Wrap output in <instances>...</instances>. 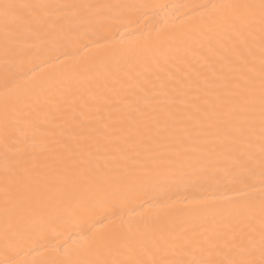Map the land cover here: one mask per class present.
<instances>
[{
  "label": "bare ground",
  "instance_id": "1",
  "mask_svg": "<svg viewBox=\"0 0 264 264\" xmlns=\"http://www.w3.org/2000/svg\"><path fill=\"white\" fill-rule=\"evenodd\" d=\"M226 2L259 0H0V264L130 233L149 262L261 264L259 21L214 24Z\"/></svg>",
  "mask_w": 264,
  "mask_h": 264
},
{
  "label": "snow or ice",
  "instance_id": "2",
  "mask_svg": "<svg viewBox=\"0 0 264 264\" xmlns=\"http://www.w3.org/2000/svg\"><path fill=\"white\" fill-rule=\"evenodd\" d=\"M5 17L8 10L14 5H4ZM129 7H135L130 5ZM212 7L218 9V15L213 19V23L227 27L233 32L247 34V37L255 40V24L259 21L261 40V66L259 79V100H260V129H261V153L259 158L261 194H260V245L261 264H264V0L259 3L250 2H226ZM235 87L243 90L242 95L244 105L251 103L255 93V80L249 77L244 78L243 84H236ZM242 131V130H241ZM255 157L249 155L247 160L241 163L242 175L238 177L241 181L255 175ZM7 211V208H6ZM75 211V210H73ZM249 213L251 210L249 209ZM89 248L95 251L97 258L84 261L82 264H181V262L168 261L165 259H153L150 262L135 258L139 252L145 248L144 234L130 233L126 237L110 235H93L89 238ZM194 264H216L212 260H200ZM228 264H255L254 261H229Z\"/></svg>",
  "mask_w": 264,
  "mask_h": 264
}]
</instances>
